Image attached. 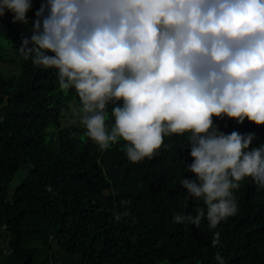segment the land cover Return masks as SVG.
Listing matches in <instances>:
<instances>
[{"label":"clouds","instance_id":"9594fccd","mask_svg":"<svg viewBox=\"0 0 264 264\" xmlns=\"http://www.w3.org/2000/svg\"><path fill=\"white\" fill-rule=\"evenodd\" d=\"M31 8V0H0V16L15 21L27 23ZM35 14L19 52L57 70L62 91L75 89L72 123L100 150L123 140L139 163L164 137L188 134L194 178L180 183L203 200L210 229L237 214L233 190L246 177L264 188V144L252 147L253 133L225 134L213 119L264 125V0H45ZM204 218L199 208L173 223L198 227ZM220 243L216 232L212 246Z\"/></svg>","mask_w":264,"mask_h":264},{"label":"trees","instance_id":"16d2710c","mask_svg":"<svg viewBox=\"0 0 264 264\" xmlns=\"http://www.w3.org/2000/svg\"><path fill=\"white\" fill-rule=\"evenodd\" d=\"M31 3L27 23L0 16V62L16 61L1 51L3 39L17 52L31 39L45 0ZM18 67L0 71V264H218L217 255L225 264H264V188L251 177L233 190L237 214L210 229L203 200L188 198L180 183L194 178L188 134L164 137L139 163L127 158L123 140L100 150L83 125H62L80 101L75 89H60L57 70L23 56ZM213 119L225 134L253 133L252 147L264 144V125ZM199 208L198 227L173 223L175 214L195 216ZM216 232L221 243L213 247Z\"/></svg>","mask_w":264,"mask_h":264},{"label":"rangeland","instance_id":"374dc122","mask_svg":"<svg viewBox=\"0 0 264 264\" xmlns=\"http://www.w3.org/2000/svg\"><path fill=\"white\" fill-rule=\"evenodd\" d=\"M1 45H2V47L6 46L4 51L3 50H1V51L7 53L9 55V57H14L16 59V61L7 60L4 62H0V71L1 72H18V70H19L18 62L22 58V56L19 54V52L9 48L7 46V41L5 39H3L1 41ZM72 105L73 104H71L70 109L63 114V117L61 119L62 125H68V124L72 123V120L74 118V114L72 112V109L75 108ZM74 124H80V123L77 120V122ZM20 177H21V174H20V171H18L16 177L13 179V181L9 185V191L10 192L13 190L14 186L19 182Z\"/></svg>","mask_w":264,"mask_h":264}]
</instances>
